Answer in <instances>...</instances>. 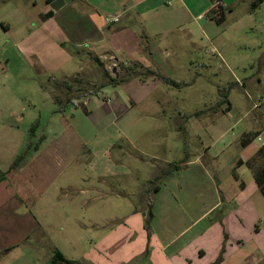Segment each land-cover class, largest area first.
I'll list each match as a JSON object with an SVG mask.
<instances>
[{
    "label": "rangeland",
    "instance_id": "1",
    "mask_svg": "<svg viewBox=\"0 0 264 264\" xmlns=\"http://www.w3.org/2000/svg\"><path fill=\"white\" fill-rule=\"evenodd\" d=\"M252 1L239 2L231 14L226 10L224 21L210 13L194 21L177 3L180 20L153 34L149 24L142 31L133 21L140 51L115 54L124 71L112 78L119 66L108 57L105 70L89 58L101 55L83 51L67 59L38 52L49 41L40 30L25 40L0 34V166L27 163L38 152L33 147L55 159L45 203L56 224L67 216V230L75 218L87 226L90 217L99 224L110 220L111 226L146 211L145 196L158 185L154 211L163 194L174 195L173 214L188 212L189 202L197 209L214 201L221 183L216 176H232L231 162L241 149L223 150L229 139L239 141L248 130L249 144L260 145L252 123L264 99V0L251 13ZM42 7L0 0L7 12ZM134 57L145 60L143 67ZM45 59L61 65L48 72L39 64ZM263 167L264 160L255 162V169ZM198 196L208 198L197 203Z\"/></svg>",
    "mask_w": 264,
    "mask_h": 264
},
{
    "label": "crops",
    "instance_id": "2",
    "mask_svg": "<svg viewBox=\"0 0 264 264\" xmlns=\"http://www.w3.org/2000/svg\"><path fill=\"white\" fill-rule=\"evenodd\" d=\"M217 1L223 5V21L226 10L231 14L239 2H244L29 0L32 6L43 3L40 12H28L24 8L13 12L1 9L0 34L25 40L40 30V36L49 41L38 45L41 48L38 52L68 54L67 59H71L73 53L85 51L89 55H101L95 57L102 63L108 57L119 66L117 71L112 69L110 75L119 77L124 71L123 60L114 55L140 51L139 39L132 32L133 21H139L144 27L140 28L142 31L149 24V29H154L149 34L161 29L168 31L173 26L167 22L172 20L174 24L182 16L177 3L187 16L200 21L211 13ZM258 2L262 3V0L251 2V13L259 8ZM107 16H117L118 21L106 24L104 18ZM239 21L243 26L240 19L235 23L239 24ZM162 22L167 24L166 27ZM246 28L253 30L257 26ZM132 61L142 67L145 63L142 57H134ZM59 62L45 59L39 64L52 72L60 67ZM146 63V66L152 64ZM103 67L108 70L104 64ZM262 102L257 108L261 109V114L252 123L256 127V141L261 146L249 144L251 140L242 144L251 133L248 130L241 134L239 141L229 139L223 150L232 146L241 148L235 161L231 162L232 176L225 179L218 173L216 180L221 183L213 196L215 200L205 202L197 209L189 202L185 213H172V194H163V200L154 211L161 192L158 185L145 196L147 200L153 198L150 203L146 200V211L136 210L111 226H108L110 220L99 224L98 218L90 217L87 226L75 218L78 223L67 230V216L62 217V223L56 224L51 221L50 207L45 203L51 196L48 194L52 186L49 172L55 159L51 160L44 149L36 147L38 152L27 163L15 166L13 160L3 168L0 166V264H67L61 259L74 264H264V196L255 183L253 169L246 165L254 157L258 162L264 160V154L256 156L264 146V99ZM225 136L226 132H223L221 137ZM161 161L167 167L171 164L167 160ZM204 198L208 197L198 196L196 202L202 203ZM100 227L105 231L99 232Z\"/></svg>",
    "mask_w": 264,
    "mask_h": 264
},
{
    "label": "trees",
    "instance_id": "3",
    "mask_svg": "<svg viewBox=\"0 0 264 264\" xmlns=\"http://www.w3.org/2000/svg\"><path fill=\"white\" fill-rule=\"evenodd\" d=\"M210 12H212V11H210ZM212 13H210V14L213 16ZM217 20L218 21H223V12L220 14V16L217 17ZM93 60L95 61V63H97L98 66H100V67L103 66V63L97 57H94ZM104 74H105L106 77H108V72L107 71H105ZM110 77H111V75H110ZM111 80H113V79H111ZM115 82H117V81H115ZM247 141H250V137H247V139H245V140L243 139L242 140V144L245 145L246 143H244V142H247ZM31 148H32L31 144H28L27 145V149L29 150ZM33 149L35 150L36 147H33ZM263 154H264V146L258 150L256 156L259 157V156H261ZM19 159H22V157H20ZM255 162H256V157H254L253 159L247 161L246 165L249 168L253 169L255 183L257 184V186L260 189L262 195L264 196V167L255 169ZM15 166H16V163H15ZM61 261L62 262H66L67 264H74L71 261H66V260H63V259H61Z\"/></svg>",
    "mask_w": 264,
    "mask_h": 264
},
{
    "label": "built area",
    "instance_id": "4",
    "mask_svg": "<svg viewBox=\"0 0 264 264\" xmlns=\"http://www.w3.org/2000/svg\"><path fill=\"white\" fill-rule=\"evenodd\" d=\"M222 2L217 1L214 6L212 7L211 12L214 15H220L223 12V8H222ZM201 18V17H199ZM104 21L106 24H112V23H116L118 21V17L117 16H107L104 18Z\"/></svg>",
    "mask_w": 264,
    "mask_h": 264
}]
</instances>
